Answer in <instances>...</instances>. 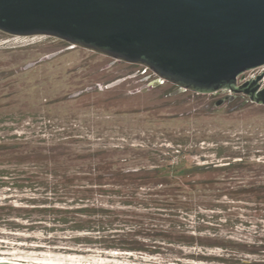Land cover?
I'll list each match as a JSON object with an SVG mask.
<instances>
[{"label":"rangeland","instance_id":"374dc122","mask_svg":"<svg viewBox=\"0 0 264 264\" xmlns=\"http://www.w3.org/2000/svg\"><path fill=\"white\" fill-rule=\"evenodd\" d=\"M143 69L53 37L0 32V139L20 137L40 145L62 139L78 151L106 148L115 171L160 168L179 159L187 166L242 159L241 167L196 179H212L217 187L256 184L260 195L246 193L239 200L213 191L154 203H124L115 196L114 202L102 204L115 212V228L124 232L135 228V221H145L150 224L142 228L156 225L185 240L202 238L200 245L177 243L150 232L136 236L149 249L144 252L83 244L96 235L45 232L44 225L31 226L16 217L19 212L5 210L0 259L24 264H264V106L242 95L228 101L225 92L197 94L168 83L153 85L156 78ZM262 72L264 66L239 80ZM1 167L17 169L11 163ZM18 185L25 183L0 186V203L32 207L21 202L30 190ZM207 201L210 208L204 206ZM218 242L225 246H207Z\"/></svg>","mask_w":264,"mask_h":264},{"label":"water","instance_id":"95a60500","mask_svg":"<svg viewBox=\"0 0 264 264\" xmlns=\"http://www.w3.org/2000/svg\"><path fill=\"white\" fill-rule=\"evenodd\" d=\"M0 32L53 37L141 65L158 83L264 106V72L239 80L264 66V0H0Z\"/></svg>","mask_w":264,"mask_h":264},{"label":"trees","instance_id":"16d2710c","mask_svg":"<svg viewBox=\"0 0 264 264\" xmlns=\"http://www.w3.org/2000/svg\"><path fill=\"white\" fill-rule=\"evenodd\" d=\"M34 143L20 137L0 139V165L11 163L17 168H0V186L7 183H25L18 185L19 188H28L31 194L21 202L33 205L14 207L2 202L0 215L8 214L4 213L5 210L17 211L20 213L16 216L18 219L31 226L44 225L41 228L45 232L94 234L96 236L93 239L86 237L83 244L97 243L103 249L148 251L149 249L143 247V241L136 236L150 232L159 233L163 238H168L169 242L186 241L200 245L198 242L202 239L192 236L185 240L183 235H174L170 230L156 225L148 229L142 228V224H150L145 221H135L137 226L125 232L115 228V216H112L115 212L101 206L114 202L115 196L122 198L124 203H154L157 198L180 201L181 197L193 194L202 196L213 191L218 192L215 195H227L239 200L243 194L250 193L258 197L261 192V187L256 184L217 187V182L212 179H196L205 173L213 174L218 170L241 167L242 159L226 161L228 164L222 166L215 165L217 163L187 166L185 159H179L174 164L160 168L136 167L115 171V162L110 159L113 154L109 149L73 150L69 147V142L62 139L46 145ZM115 179L120 181L115 183ZM174 179L183 181L177 182ZM204 206L210 208L212 203L207 201ZM235 245L249 246L241 243ZM207 246L222 247L225 243H210Z\"/></svg>","mask_w":264,"mask_h":264},{"label":"flooded vegetation","instance_id":"af4514ba","mask_svg":"<svg viewBox=\"0 0 264 264\" xmlns=\"http://www.w3.org/2000/svg\"><path fill=\"white\" fill-rule=\"evenodd\" d=\"M143 71H144V72L148 71L149 74H150L149 76H151V75L154 76V74L151 73V72H150L148 69H146V68H144ZM154 77L156 78V76H154ZM163 83H168V82H165V81H161V82H159V83H158V82H155L154 85H159V84H163ZM168 84H171V83H168ZM171 85H172V84H171ZM174 86H175V85H174ZM175 87H176L177 90H180L177 86H175ZM222 92H224V91H222ZM226 94H227V93L225 92V95H226Z\"/></svg>","mask_w":264,"mask_h":264},{"label":"bare ground","instance_id":"6f19581e","mask_svg":"<svg viewBox=\"0 0 264 264\" xmlns=\"http://www.w3.org/2000/svg\"><path fill=\"white\" fill-rule=\"evenodd\" d=\"M112 253H115V254H117V251H111ZM112 253H110V254H112ZM120 253V252H119ZM70 260V259H69ZM71 260H72V258H71ZM70 260V261H71ZM0 261H5V260H2V259H0ZM73 261H74V259H73ZM9 262H15V263H21V262H17V261H9ZM22 264H24V263H22ZM27 264H29V263H27ZM77 264H106L105 262L104 263H77Z\"/></svg>","mask_w":264,"mask_h":264}]
</instances>
